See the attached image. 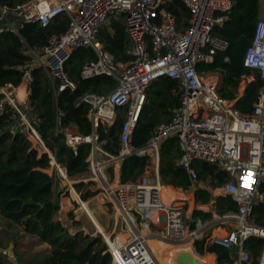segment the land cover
<instances>
[{
  "label": "built area",
  "instance_id": "2783aa9c",
  "mask_svg": "<svg viewBox=\"0 0 264 264\" xmlns=\"http://www.w3.org/2000/svg\"><path fill=\"white\" fill-rule=\"evenodd\" d=\"M181 1L190 14L188 24L181 28L176 17L165 9V0H27L13 6L0 5L4 31L16 30L20 23L38 22L46 27L60 15L68 18L65 31L51 35L47 43L25 44L27 58L20 71L27 96L33 71L38 67L53 78L56 91L75 90L77 84L68 75L66 62L74 50L84 47L92 48L98 59L83 63L82 78L107 74L116 79L115 86L105 93L88 92L81 96V101L89 105L90 134L83 135L74 126L60 128L59 118L55 128L63 132L66 144L73 149L82 143L90 145L85 172L88 176L79 181L88 184L101 204L111 208L113 224L120 221L126 234L120 242L114 231H105L106 239L97 230L112 264H174L170 259L162 261L149 240L189 242L191 252L197 255L194 244L203 238L232 251V264H249L251 256L245 241L250 237L264 238V228L249 220L252 208L264 201V194L258 190L264 178V0H260L254 37L243 58L245 67L258 69L262 82L250 112L239 110L235 101L253 75H243L236 97L227 98L219 93L220 74L201 68L229 48V42L215 34L214 29L226 19L233 0ZM113 20L123 23L130 44L126 51L129 58L117 64L118 71L109 65L103 44L98 41L100 31L110 27ZM224 61H228V56ZM163 76L175 81L179 104L171 119L156 125L147 142L137 147L132 135L146 103L147 89ZM14 90L11 84L0 87V112L5 104L12 107L18 117L11 129L23 132L32 148L47 153L53 169L49 175L55 179L59 174L68 182L66 168L57 162L32 124L27 99L23 105L18 104ZM117 117L123 121L117 152L112 154L103 148L98 128L110 127ZM169 137L177 139L176 164L187 173L186 187L168 186L159 176L161 145ZM132 155L147 157L149 165L136 181L121 182L120 163ZM193 160L216 164L227 173L228 180L213 186L209 178H199ZM165 187L171 188L167 194L163 192ZM198 189L229 195L237 203V210L213 214L208 220L194 219L187 199ZM218 227L228 228L222 235L212 234ZM258 264H264V246Z\"/></svg>",
  "mask_w": 264,
  "mask_h": 264
},
{
  "label": "trees",
  "instance_id": "16d2710c",
  "mask_svg": "<svg viewBox=\"0 0 264 264\" xmlns=\"http://www.w3.org/2000/svg\"><path fill=\"white\" fill-rule=\"evenodd\" d=\"M27 0H0V5H17ZM164 7L177 20L178 28L185 27L190 17L189 11L181 0H165ZM261 13L260 0H233L232 8L226 13L222 25L214 29V33L229 42L225 53L214 57L213 62L204 64L201 68L212 69L220 74L221 85L219 93L227 98H235L237 87L243 75H253L235 101V106L242 112H250L262 82L259 79L258 69H249L243 65V58L247 48L251 45L255 26ZM68 18L60 15L51 23L42 27L38 22L17 24L16 30L0 31V87L11 84L18 86L21 82L20 66L27 55L25 44L36 45L47 43L51 35L65 31ZM98 41L108 46L116 61H126L129 48V37L125 26L119 20H113L110 27L103 28L98 34ZM105 49V50H107ZM228 56V61L224 57ZM97 53L90 47L74 50L66 62V70L76 82L73 91H56V83L50 82L41 67L33 71V80L27 96L28 112L33 117V126L42 138L45 146L53 153L58 163L66 168L69 177L83 174L87 171L86 159L90 152V145L82 143L76 150L65 142L61 130L55 131L56 121L59 118L60 128L74 126L76 130L87 135L91 133V122L87 114L89 105L81 101V96L88 92L105 93L113 88L116 79L107 74L82 78L81 68L85 61H95ZM176 83L167 76L154 80L147 89V99L133 131L132 142L135 146H143L150 138L153 128L162 122H168L173 110L179 104V97L174 92ZM19 98L24 92L18 90ZM3 95L0 93V99ZM18 116L14 115L9 104H5L0 112V217L24 234L32 237L36 243L46 244L41 260L23 262L18 258V264H112L111 256L106 252L99 234L90 236L81 230L71 233L68 228L55 218L60 210V188L54 176L45 169L50 167L47 153H39L31 147V142L23 132L12 130L11 126ZM123 118L117 117L110 127L98 128L103 148L115 154L117 152L118 135ZM179 158V149L176 137L166 139L160 149L159 176L167 184L186 187L189 178L184 169L176 164ZM149 162L147 157L129 156L120 163V181H136L146 170ZM192 166L199 178L210 179L216 186L228 180L227 173L220 170L216 164L201 160H193ZM86 183H73L75 191L82 200H87L95 191L85 190ZM258 190L264 194V178L258 185ZM171 191L165 187L164 194ZM167 196V195H166ZM165 196V197H166ZM212 200L209 190L198 189L194 192V201L198 204H208ZM237 203L225 194H219L212 203L210 211L193 210L194 219L208 220L213 213L222 215L229 211H236ZM73 218L71 212L68 213ZM249 220L255 225L264 228V201H260L253 208ZM77 225V221H73ZM216 234H224L223 229H215ZM167 244V243H166ZM179 250L186 246L180 243ZM17 242L10 245L14 249ZM169 245V244H168ZM178 246V245H177ZM245 249L251 256L249 264H258V257L264 246V238L250 237L245 241ZM168 248V247H167ZM196 252L203 255L195 258L205 264H232L233 252L215 244H209L205 238L194 244ZM168 252L158 247L157 252L162 261H174L177 251ZM216 255V263L214 256ZM208 256L213 260L209 263ZM13 258L4 256L0 252V264H16Z\"/></svg>",
  "mask_w": 264,
  "mask_h": 264
},
{
  "label": "rangeland",
  "instance_id": "374dc122",
  "mask_svg": "<svg viewBox=\"0 0 264 264\" xmlns=\"http://www.w3.org/2000/svg\"><path fill=\"white\" fill-rule=\"evenodd\" d=\"M124 113L125 111L121 112L122 115H124ZM40 149L39 152H42V149L41 150ZM45 170H47L48 171L47 173L49 174L50 172H52L53 169L50 166ZM87 176L88 173H83V174H78L74 177L68 176V179L71 181V185L73 186V183L79 182L80 178L82 177L86 178ZM55 177H56L55 180L57 182V186L61 190L59 197L60 210L56 214L55 218L57 220H60L71 233H75L76 231L81 230L84 234H88L90 236H95L99 234L95 226L92 224L90 218L88 217L86 211L81 206L80 200H82V198L80 194L76 192L80 198L72 194L69 189L70 186L68 182L64 180L59 174H56ZM87 186L84 187L83 192L88 189ZM82 201L87 203L88 209L92 212L93 216L98 220V222L101 224V226L104 228V230L107 233H111L114 231L118 241L123 242L125 240L122 234L117 233L120 231V221L116 223V225L113 224L111 218L113 216L112 210L108 205L106 206L101 204V202L96 197V195H93L87 200H82ZM69 212H71L73 218L69 217L68 215ZM73 221H77L78 224L74 225ZM114 228L116 229V231L114 230ZM15 233H16L15 226L12 223L7 222L6 220L0 217V252L4 256L13 258L16 264H18L17 262L18 258H21L23 262L35 261L36 259L37 260L43 259L44 257L43 251L45 245H40L36 243L32 237H29L25 234L23 236H20L22 233L21 229H19V231L17 232L18 235H14ZM14 241L17 242V245L14 249H11L10 245L13 244ZM160 244L164 245L166 243L156 241L154 246L157 247L160 246ZM170 245L171 244H169V246ZM173 245H177V244H173ZM180 245L181 244H178V246ZM4 251L6 252L5 254L3 253ZM203 256H198V257H203Z\"/></svg>",
  "mask_w": 264,
  "mask_h": 264
},
{
  "label": "crops",
  "instance_id": "0c3cea01",
  "mask_svg": "<svg viewBox=\"0 0 264 264\" xmlns=\"http://www.w3.org/2000/svg\"><path fill=\"white\" fill-rule=\"evenodd\" d=\"M103 48L104 49H107V48H109L108 46H105L104 44H103ZM107 51V54L109 55V56H113L114 57V55H113V53L109 50V49H107L106 50ZM119 62H123L122 60H119ZM43 72H44V74H45V76L48 78V80L50 81V82H54V80H53V78L48 74V72L47 71H45L44 69H43ZM68 73V72H67ZM69 75V74H68ZM70 76V75H69ZM20 86H22L23 87V90H24V86L21 84V82H20V84L18 85V86H16L15 87V90H14V93H15V96L18 98V88L20 87ZM27 99V95H26V93H25V97L24 98H18V104H20V105H23L24 103V101ZM29 107V106H28ZM39 152V151H38ZM39 153H41V152H39ZM46 171V170H45ZM47 172V171H46ZM118 178H119V176H120V166H119V170H118ZM120 179V178H119ZM88 184H86V186H87ZM168 186H171V187H173V185H171V184H168ZM174 187H177V186H174ZM165 189V188H164ZM212 194V193H211ZM218 196V195H217ZM187 201H188V207H189V212H191L192 213V211L193 210H201V211H205V212H207V211H210L211 209H212V203H213V201H214V199L212 198V200L208 203V204H198V203H196L195 201H194V194H193V196H191V197H188V199H187ZM213 214H215V213H213ZM218 228H220V229H223L224 231H226V229L228 228V227H225V228H223V227H218ZM218 228H215V229H218ZM215 229L212 231V234H216L215 233ZM220 235H222V234H220ZM184 246H186V249L185 250H188V251H191V244L189 243V242H185V243H182ZM42 245H45L44 246V249H45V247H46V244H42ZM178 245V244H177ZM177 245H173V244H171L170 246L169 245H166V244H160V246L159 247H163V249L165 250V251H170V252H175L176 250H179L180 248H179V246H177ZM169 246V247H168ZM168 247V248H167ZM206 253H210V252H205L204 254H206ZM213 256H214V260H215V263H216V255L214 254V253H211ZM197 255L198 256H203V255H200V254H198L197 253ZM161 259V258H160ZM207 259L209 260V263L213 260V257L212 256H208L207 257Z\"/></svg>",
  "mask_w": 264,
  "mask_h": 264
},
{
  "label": "bare ground",
  "instance_id": "6f19581e",
  "mask_svg": "<svg viewBox=\"0 0 264 264\" xmlns=\"http://www.w3.org/2000/svg\"><path fill=\"white\" fill-rule=\"evenodd\" d=\"M103 54L105 55L106 59L108 60L109 65L113 68V70L118 71V66H117V64L119 63V61H116V60L114 59L113 56H109V55L107 54V51H106L105 49L103 50ZM19 89H22V90H23V87L20 86V87L18 88V90H19ZM23 92H24V96H23V98H24V97H25V91L23 90ZM17 96H18V95H17ZM18 98H19V96H18ZM68 184H69V186H70L69 189H70L71 193L74 194L75 196H78L77 193H76V191H75V189H74V187L71 185V181H70V180L68 181ZM163 192H165V189H164V188H163ZM73 197H74V196H73ZM81 205H82V208L86 211L88 217L90 218V220H91L92 224L95 226V228H96L98 231L102 232L103 235L105 236V238L107 239V238H108V234L105 233L104 228L101 226V224L98 222V220L93 216L92 212L88 209V207H87V203L81 201ZM115 231H116V229H115ZM117 233L122 234V236H123L124 238H126V234L124 233V227H123V225H120V231L117 232ZM155 242H156V240H149V244H150V246H151L153 249L157 250V248H158L159 246L155 247V246H154ZM167 244H169V243H167ZM179 247H180V246H179ZM159 258H160V257H159Z\"/></svg>",
  "mask_w": 264,
  "mask_h": 264
},
{
  "label": "water",
  "instance_id": "95a60500",
  "mask_svg": "<svg viewBox=\"0 0 264 264\" xmlns=\"http://www.w3.org/2000/svg\"><path fill=\"white\" fill-rule=\"evenodd\" d=\"M3 23L5 20L2 21ZM14 27L16 25L14 24ZM0 31H3V25H0ZM76 150V149H74ZM211 197L215 199L217 197L216 194H211ZM174 264H205L203 261L195 258L193 253L188 250H179L176 252L174 257Z\"/></svg>",
  "mask_w": 264,
  "mask_h": 264
}]
</instances>
